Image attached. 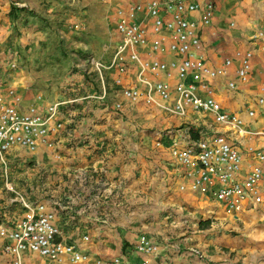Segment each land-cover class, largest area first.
I'll use <instances>...</instances> for the list:
<instances>
[{
    "label": "crops",
    "instance_id": "obj_1",
    "mask_svg": "<svg viewBox=\"0 0 264 264\" xmlns=\"http://www.w3.org/2000/svg\"><path fill=\"white\" fill-rule=\"evenodd\" d=\"M98 1L101 4L97 7L88 5L89 2H83L81 7L80 0H65L64 9L53 2L46 12L58 9L65 12L68 9L71 15L61 22L64 27H67L66 23L70 27L82 23L77 15L97 14L100 20H109L115 34L111 54L106 61L94 56L108 63L118 40L112 14L115 2L108 4ZM11 3L9 0L4 3L3 14L6 16ZM23 6L27 4L23 3ZM47 15L53 21V15ZM197 15L198 12H195L193 17ZM230 21H234V26H229ZM1 32L7 34L4 29ZM39 34L36 33L37 38L41 37ZM201 40L203 57L208 64L216 67L221 65L224 58L232 56L236 49L252 50L253 70L248 83L239 84V89L234 92L225 88L224 79L219 78L213 84L217 98L226 109L239 112L250 127L264 128V108H259L254 120L246 115V108L260 93L259 84L264 82V0H216L213 22L202 29ZM36 43L43 47L48 45L41 39ZM87 51L91 52L89 49ZM172 58V54L161 57L162 60ZM236 65L235 62L230 68L232 77ZM130 73L124 77V84L135 81V69ZM94 74L98 89L84 79L83 73L75 72L66 77L65 83L57 87L47 99L40 94L30 98L35 94L33 88L36 84L34 76L27 71L19 69L12 76L0 78V83L13 86L20 94L21 110L36 104L44 111L51 102L65 101L57 117L62 122V128L52 137L56 143L55 149L39 146L34 152H29L14 148L6 156L8 160H19L27 154L38 161L35 169L20 170L19 173L22 175L20 179L27 183L25 185L28 190H32L39 199H34L27 192L24 197L33 202H45L55 208L62 239L70 241L88 235L89 242L84 243L88 248L84 247V250L91 254V264H94L95 259L105 262L114 256H121L122 264H139L143 259L148 264H234V260L229 259L230 252L235 249L230 247L234 239L217 231L206 232L208 229L200 228L198 222L209 218L211 230L223 227L227 222V226H230L244 217H250L248 212L258 207L242 213L238 218L218 217L215 215L217 203L211 198L178 190L182 170L174 164L168 151L172 137L167 135L169 130L160 131V139V133L153 140H148L143 134L139 135L138 132L143 130H133L135 126L124 120L122 109L116 110L114 106L108 109L107 97L116 87L112 81L114 73L106 71L104 74V97H101V82L97 74ZM160 78H163V74ZM168 116L169 120L165 123L169 127L177 126L172 129L173 132L185 128L184 125L195 117L192 112L186 117ZM134 122L139 123L138 120ZM247 143L256 145L260 140L249 139ZM247 164L250 165L251 161H247ZM44 172L46 178L43 180L41 175ZM19 184L22 185V182ZM192 199L200 200L199 203L212 202L204 208L205 218L196 217V208H190L195 204ZM22 213L23 208L15 197H6L0 201V222H8ZM141 233H145L158 245L155 255L145 256L134 250V244ZM195 248L203 252L202 258L192 252ZM0 264H9L7 256L2 252L1 243ZM24 264L73 263L66 257L57 263L26 253Z\"/></svg>",
    "mask_w": 264,
    "mask_h": 264
},
{
    "label": "built area",
    "instance_id": "obj_2",
    "mask_svg": "<svg viewBox=\"0 0 264 264\" xmlns=\"http://www.w3.org/2000/svg\"><path fill=\"white\" fill-rule=\"evenodd\" d=\"M102 1L115 2L112 14L118 40L108 63L94 56L87 58L101 82V97L106 93L104 74L112 71L114 85L121 86V95L130 104L143 102L179 117L192 112L195 117L185 128L167 133L172 135L168 144L170 157L182 170L178 190L208 196L217 203L224 217L233 219L263 205L264 128H252L239 112L226 109L217 98L213 84L219 78L224 79L225 88L234 92L239 84L248 83L252 77L253 52L236 49L217 67L208 64L201 53V31L213 22L216 0ZM195 12L198 15L193 17ZM229 26H234V21ZM166 54L174 58L162 60ZM235 62L232 77L230 68ZM132 69H135V81L124 84V77ZM259 90V95L246 108L251 120L259 108H264V82L259 84ZM20 102L21 96L13 86L0 83V163L5 167V176L6 156L12 149L29 152L39 146L55 149L52 137L62 128L57 117L65 101L51 102L44 111L36 104L21 110ZM114 109L120 110L121 104L116 102ZM193 131L197 134L195 138ZM255 138H259V144L247 143ZM4 186L15 192L7 178ZM15 199L23 208L22 215L0 222V243L9 264H24L26 253L57 263L66 257L73 264H91L92 256L82 246L89 242L88 235L66 241L62 239L54 207L22 195ZM134 250L145 256L155 255L158 245L141 233ZM192 252L198 258L204 255L197 248ZM93 261L122 264V257ZM139 264L148 261L143 259Z\"/></svg>",
    "mask_w": 264,
    "mask_h": 264
},
{
    "label": "rangeland",
    "instance_id": "obj_3",
    "mask_svg": "<svg viewBox=\"0 0 264 264\" xmlns=\"http://www.w3.org/2000/svg\"><path fill=\"white\" fill-rule=\"evenodd\" d=\"M5 1L8 0H0V78L6 75L12 76L19 69L29 72L34 76L36 84L33 88L35 94L30 96L32 99L37 94H40L41 97L45 96L47 99L57 87L65 83L66 77L75 72L77 74L83 73L84 79L91 82L93 87L98 89L95 74L90 69L91 66L88 64L87 58L88 56H96L106 61L110 56L115 34L109 20H100L101 18L97 14L81 17L77 15L83 24L76 23L78 27H74V25L70 27L66 23L67 27H64L61 22L71 15L70 11L67 12L68 9L65 12H61L59 9L48 11L49 14L53 15V21L48 19L50 18L49 15L46 16L48 14L46 10L53 2H56V5L60 4L58 6L60 9H64L66 7L65 0H9L12 3L17 2L20 7L26 8V11L20 13L19 17L13 20L8 15L3 14ZM62 2L63 4H61ZM83 2H89L88 5L92 7L101 4L98 0H80L79 6L84 4ZM23 3H26L27 6H23ZM1 29H4L7 34L2 33ZM36 33L38 35L41 33V37L37 38ZM40 39L45 40L48 45L43 47L39 45L40 42L37 44L36 41ZM88 49L91 52L87 51ZM130 72L131 70L129 74H131ZM115 86L113 88L114 92L110 91L108 97L106 96L108 109L118 101L122 109V112H118L123 114L124 120L133 123L135 126L133 130H143V132H138L139 135L143 134L147 136L148 140H153L155 136H158V133L161 134L160 131L172 130L177 127H169L165 123L169 120V114L165 115L162 111L150 108L143 102L130 104L121 95V86ZM27 95L29 94L27 93ZM113 111L115 110L113 109ZM134 120H138L139 123L137 124ZM147 122L149 125H147ZM170 124L174 125L173 123ZM164 126L167 127L163 128ZM37 166L38 161L25 154L19 160H7L5 176V167L0 163V201L10 196L19 198L20 195L24 196L25 192L38 200V196L32 190H28V186L25 185L27 183L20 179L22 175L19 173L20 170L29 171ZM41 177L44 180L46 172L42 173ZM5 178L11 182L15 192L5 189ZM21 182L22 185L19 184ZM194 202L195 204L190 208H196V217L202 216L205 218L204 208L212 202L199 203L200 200L198 199ZM261 206H264V204L258 206L254 211L248 212L250 217H244L235 223L233 222L230 226H227V222L223 224V227L211 230L209 229L211 228L210 224L204 228L199 226V222L202 220L198 222V226L202 229L207 228L206 232L217 231V233L234 239L235 242L230 247L235 249L229 254V259L234 260V264H264V207ZM216 208L215 215L222 216L221 210H218V207ZM82 246L87 247L84 243H82Z\"/></svg>",
    "mask_w": 264,
    "mask_h": 264
},
{
    "label": "trees",
    "instance_id": "obj_4",
    "mask_svg": "<svg viewBox=\"0 0 264 264\" xmlns=\"http://www.w3.org/2000/svg\"><path fill=\"white\" fill-rule=\"evenodd\" d=\"M23 11H26L25 7H20L15 3H11V6L8 10V16L11 19L16 20L19 17L20 13H22ZM196 135H197L196 132L193 131L192 136L195 138ZM209 224H210L209 219L202 220L199 222V226L202 228L207 227Z\"/></svg>",
    "mask_w": 264,
    "mask_h": 264
}]
</instances>
